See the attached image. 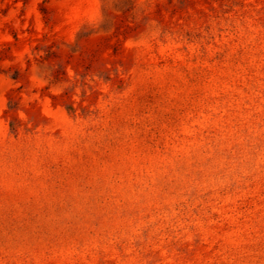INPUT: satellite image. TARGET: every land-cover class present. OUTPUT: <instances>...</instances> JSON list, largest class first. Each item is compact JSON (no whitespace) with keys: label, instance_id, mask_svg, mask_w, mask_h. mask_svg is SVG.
Listing matches in <instances>:
<instances>
[{"label":"rangeland","instance_id":"1","mask_svg":"<svg viewBox=\"0 0 264 264\" xmlns=\"http://www.w3.org/2000/svg\"><path fill=\"white\" fill-rule=\"evenodd\" d=\"M0 264H264V0H0Z\"/></svg>","mask_w":264,"mask_h":264}]
</instances>
